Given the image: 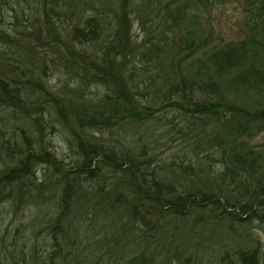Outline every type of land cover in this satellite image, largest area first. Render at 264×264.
Wrapping results in <instances>:
<instances>
[{"label":"trees","instance_id":"1","mask_svg":"<svg viewBox=\"0 0 264 264\" xmlns=\"http://www.w3.org/2000/svg\"><path fill=\"white\" fill-rule=\"evenodd\" d=\"M211 1L0 0V106L26 124L0 127V264H163L150 254L172 249L174 218L240 237L210 263L264 264L254 233L264 232V143L252 142L264 131V0L247 37L210 48L176 19ZM79 3L93 4L82 19ZM129 12L143 15L142 43ZM52 59L96 91H50ZM247 92L251 104L230 97ZM154 118L180 142L178 161L165 165L152 135H138L140 148L125 139L127 126ZM56 131L75 159L59 157Z\"/></svg>","mask_w":264,"mask_h":264},{"label":"rangeland","instance_id":"2","mask_svg":"<svg viewBox=\"0 0 264 264\" xmlns=\"http://www.w3.org/2000/svg\"><path fill=\"white\" fill-rule=\"evenodd\" d=\"M91 1L95 2L96 6H101L103 3L102 0ZM85 2L88 3L90 1ZM91 5L82 7L81 3H79V8L76 11L78 15H81V18L79 16L80 19L87 16L88 9L91 10L93 8L91 7ZM256 7L257 3H255L254 0H252V3L250 5L245 3L244 0H212L210 3L204 5L203 7H201V4L197 6H188L184 14L179 12L177 16L179 19L177 18L176 21L177 23H180L179 31L181 33L185 34V32H188L193 35V37L197 38V40H201L202 37V41H204L205 45H208V47L210 48L214 46L224 47L227 44L240 41L249 35L252 24L251 19L252 16L254 17ZM131 14L132 13L129 12V18L133 23L132 33L134 39L142 43L147 37V30L145 28V25H143V23L139 19V17L143 18V15L138 14L137 16ZM144 19L147 20V17H144ZM9 21L10 20H6V24ZM4 28L7 29V26ZM169 30L171 33H177L178 31L175 26H172V28ZM75 48L83 50L86 49V46L83 47L76 45ZM85 54H87L86 51L84 55ZM113 57L114 56L112 55L111 59ZM52 63L49 60L47 76H45L44 78L45 80L47 79L50 91H60L62 89V86L67 82L68 87L74 89L73 93H81L84 91H87V93L88 91L94 92V85H92V83H86L87 85H84L83 87V85L81 84V80H79V77V79L76 77L75 79L70 81V74H67L65 72V69H63L65 60H60V63L58 64L57 59H52ZM69 71H71V69ZM25 74L26 76L30 74V76H33L32 78L36 79L35 76L37 72H31L28 69L27 71H25ZM86 82L91 81L86 79ZM85 86L87 88L86 90ZM106 93L107 89L101 86L98 90L97 101L99 98L102 99ZM230 97L231 99H235L236 101L239 100L243 103L251 104L255 101L257 95H255L253 92H247L246 94L240 93L238 95H230ZM63 102L68 105L65 101ZM59 105H61L60 101L59 104L55 105V109H53L54 117L55 115H57L56 106ZM172 115V118H176L174 114ZM9 123L10 125H13L12 127H15L16 129L19 128V130L25 129L26 127V124H23L24 121H21L20 114L13 113L12 110H10L9 108L7 109L6 106L2 105L0 106V127L3 129V131H5V135H8V133H10V130L13 129H10ZM55 124L56 126H59V129H62L58 121H55ZM124 134L125 139L127 138V140L129 141L133 139L137 141L139 134L143 135V139L144 137L148 138L147 135H152L153 141L157 139V141H154L155 143H153V147H155L154 153L156 155H159V159L165 165L174 160L178 161V159L175 158V154L179 151L178 149L180 142L177 144V142L174 141V138L170 137V131L167 127V121H158L156 118H154L152 119V122L147 120L143 124H132L124 129ZM106 136H109V134H106ZM49 139H52V143L56 147V151L59 154V157H63L65 156V154L69 153V155L72 156L71 159H75L73 156V152L70 151L67 146L68 143L64 133L56 131V135L50 136ZM109 139H111V137ZM252 142L254 144L264 143V131L259 133ZM132 144L135 145L134 142ZM142 144L143 141H137L138 148H140ZM178 154L180 156V153ZM38 176H42V172H40ZM4 207L8 208V205L6 204V206L4 205ZM6 213L7 212L5 210V215L6 217L8 215L9 218L7 217L4 221L5 223H8L10 217H12V213ZM174 219L175 220L172 221V223L173 227L175 228L171 227L170 229L172 249L170 248L171 250H168L169 252L165 256L159 253L154 252L153 254L150 252V255L154 257L158 256L160 259H162L161 261H163V258H166L163 264H197V262L198 264H201V259H204L202 261V264H215V261L213 263H210L209 261L220 255V248L223 245V242H229V246H232V244L237 242V240L240 238L236 237V235L233 237L225 235L224 233H229L227 232V227L225 225H217L215 224V221L213 224H207L206 226L202 225L201 222L198 221H196L195 223H189L185 221L184 223L181 222L182 224L177 225V219ZM237 225L238 224L235 223L234 227H236ZM235 229L243 234L247 232L245 228L237 229L236 227ZM219 231H221L219 235H221L222 238L215 240L214 235ZM249 231L251 232V229ZM254 233L256 234V237H260L264 243V232H262L261 229H256V232ZM207 239L209 241H205ZM242 240L243 239H241V241Z\"/></svg>","mask_w":264,"mask_h":264}]
</instances>
